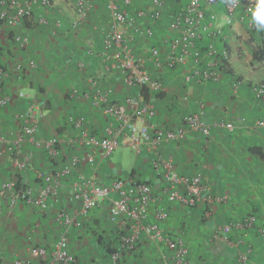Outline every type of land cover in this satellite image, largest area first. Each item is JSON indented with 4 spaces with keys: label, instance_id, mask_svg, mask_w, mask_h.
<instances>
[{
    "label": "crops",
    "instance_id": "0c3cea01",
    "mask_svg": "<svg viewBox=\"0 0 264 264\" xmlns=\"http://www.w3.org/2000/svg\"><path fill=\"white\" fill-rule=\"evenodd\" d=\"M75 1L52 0L50 9H36L27 22L30 27L25 22L15 28L0 23V99H7L6 105L0 106L2 132L12 143L16 142L21 134V122L17 116L32 110L38 114L35 139L43 141L57 136L65 163L74 154L85 156L91 151L70 145L78 132L67 123L69 116H83L86 127L95 134H101L106 125L101 109L92 108L90 100L81 96L71 98L72 90L87 92L91 98L93 94L88 78H94L99 89L111 101L119 102L138 94L137 89L123 84L121 73L108 69L105 64L107 60L101 40L103 33L111 27V21L104 0H85L88 5L86 17L78 27L73 26L78 18ZM166 1V6L160 9L158 24L147 22L155 32L153 39L132 35L133 30L124 26L120 29L129 38L134 54L145 59L146 69L160 80L161 92L152 100L156 111L153 124L156 127L176 129L186 115L198 112H203L202 119L207 124L223 122L233 125L231 131L211 129L208 136L187 132L183 140L157 150L164 158L172 159L179 174L201 175L208 195L222 201L213 205L200 202L193 208H185L158 196L163 184L150 168L152 154L148 149L144 150L141 158H137L131 173L155 189L157 199L150 209V221L153 220L154 209L160 207L168 212V219L160 227L169 234H182L191 264H242L238 262L241 254L246 257L243 264H264V231H261L264 226V127L256 125L264 120V98L255 97L251 90L253 85L264 82V77L255 73L264 67V63L259 65L252 59L243 60V51L239 47L246 49L248 46L251 51L249 40L258 39V34L248 33L246 26L237 21L227 27L220 18V28L227 35L224 48L230 54L227 66L221 70L218 82L187 83L184 80L185 68L156 71L147 59L150 48L155 46L164 57L167 47L163 39L169 37L167 24L174 12L185 5H180L181 0ZM134 9L149 12V0H138ZM215 9L220 17V2ZM40 18H45L49 25L39 26L37 21ZM56 19L61 20L62 27L53 34ZM137 23L145 24L144 21ZM17 35L28 39L25 48L14 42ZM89 49L95 52L94 56L86 55ZM106 54L109 60L111 53ZM30 60L36 62L35 69L28 67ZM80 62L84 64L83 68L78 66ZM17 64L23 65L21 70H16ZM2 69L6 72L2 73ZM236 78L242 83L234 91L231 85ZM19 93L25 97L20 98ZM40 103H44V107L39 108L37 105ZM93 154L94 164H81L75 169L64 180L59 196L51 198L46 209L22 202L10 206L8 195L2 197L0 264L29 260L30 250L34 247L44 248L50 253L62 231L55 221L57 212L61 208L73 212L75 208L70 201L73 181L80 177H94L98 184L103 185L115 178H123L98 153ZM17 155L27 161L26 170L17 172L12 158L1 153L0 184L17 182L20 178L22 185L36 191L40 186L35 179L36 172H50L63 165L62 162L55 166L51 164L44 149L35 146L27 137L19 143ZM108 206L101 202L94 211L79 216L82 226L69 233V251L81 264L102 262L97 238L101 234L104 239L112 237L115 228L108 219ZM249 216L256 218L254 229L231 231L228 234L230 242L219 238L225 224L243 221ZM129 258L126 264L131 259L137 264H157L159 249L147 240L142 241Z\"/></svg>",
    "mask_w": 264,
    "mask_h": 264
},
{
    "label": "built area",
    "instance_id": "2783aa9c",
    "mask_svg": "<svg viewBox=\"0 0 264 264\" xmlns=\"http://www.w3.org/2000/svg\"><path fill=\"white\" fill-rule=\"evenodd\" d=\"M138 0H104L105 10L110 18V28L102 35V49L105 51L106 66L108 69L121 73L125 86L135 88L138 94L127 97L122 101H111L108 95L99 89L94 78H88L89 89L92 97L87 92L74 89L70 97H83L90 100L92 108H99L103 113L106 125L101 134L92 133L86 127L83 116H69L67 123L76 130L77 136L71 140L72 147L86 148L89 151L85 156L74 154L62 167L54 168L50 172H36L35 179L40 184L34 191L31 187L16 190L15 182L8 181L0 184V208L2 197L7 196L10 206L18 202L46 209L51 198L60 194L64 180L80 167L81 164L93 165L94 152L102 160H106L117 149L129 148L136 158H141L144 150L148 149L152 158L150 168L162 182L158 196H163L168 203L193 208L198 203L213 205L221 202L208 195V188L204 185L201 175L187 176L179 174L171 158H164L157 150L163 145L176 143L183 140L187 132H198L208 136L211 129L232 130V124L214 122L207 124L202 119L203 112L189 113L176 129H164L153 124L156 115L152 100L161 92V83L158 77L153 76L145 67V59L134 54L129 45V38L120 27L133 30L132 35L153 39L155 32L147 22L158 24L160 9L166 6V0H149L151 10H133ZM221 4V15L215 9L216 4ZM87 3L85 0H76L75 8L77 21L73 24L78 27L86 17ZM251 0H240L239 7L226 6L225 0H188V3L175 11L167 24L169 37L163 39L167 47L164 57L160 49L155 46L150 48L147 59L153 64L154 69L185 68V82H218L219 74L224 67V61H229L230 54L224 48L227 35L220 28V18L225 26L231 27L234 21L246 26L247 32L256 33L264 38V32H256L247 22L248 9ZM52 7V0H0V21L9 28H15L25 18H32L36 9L47 10ZM225 17L231 19L227 22ZM137 21H144L138 25ZM39 26H48L45 18L37 21ZM62 22L56 19L53 23V34L60 30ZM14 42L25 48L28 39L22 35L14 37ZM111 57L108 60V54ZM86 55L94 56L91 49L86 50ZM22 64L16 65V70L22 69ZM80 68L84 64H78ZM28 67L35 69L36 62L28 61ZM242 82L237 78L232 82V90L236 91ZM257 98H264V82L255 84L251 88ZM20 98L25 97L19 93ZM6 98L0 99V106L6 105ZM44 107V103L37 105ZM21 122V134L12 143L3 134L0 127V154L5 153L12 158L17 172H24L28 166L27 161L17 155L19 143L27 137L38 148H43L47 160L53 164L62 158L61 143L57 136L49 137L43 141L35 139L38 129V114L28 110L17 116ZM264 127V120L256 123ZM94 151V152H93ZM70 201L75 205L73 212L61 208L56 216V223L62 231L48 253L44 248L34 247L30 250V259L24 262L16 261L14 264H76L75 258L69 251L68 238L73 228H80L79 216H85L95 210L101 202L109 206V220L120 234L121 248L125 253H135L142 241H149L159 249V262L157 264H191L186 242L182 234H169L164 232L160 224L168 219V212L160 207L154 209L153 220L150 221V209L157 199L153 186L138 180L135 175L115 178L107 184H98L94 177H80L73 181L70 187ZM208 216V214H207ZM255 216H249L243 221L225 224L218 234L224 242H230L228 234L233 230L247 231L254 229ZM264 231V226L261 227ZM121 259L120 253L110 255V264H117ZM246 257L238 255V262L244 263Z\"/></svg>",
    "mask_w": 264,
    "mask_h": 264
},
{
    "label": "trees",
    "instance_id": "16d2710c",
    "mask_svg": "<svg viewBox=\"0 0 264 264\" xmlns=\"http://www.w3.org/2000/svg\"><path fill=\"white\" fill-rule=\"evenodd\" d=\"M30 20H31V18H25L22 22L23 23L25 22L26 23L25 25L30 27L31 24L27 23ZM0 23H2V22L0 21ZM249 44H250L249 46L251 48V59H252V61L259 64V65L263 64L264 63V38H262L260 35H258V39H256V40H252V38H250ZM225 66H227V61H224V67ZM3 72H6V71L4 69H2V73ZM62 159H63V157L60 159V161L56 162V164H54V166L58 165L57 163H59V162L63 163L64 161ZM52 168H53V165H52ZM131 174L133 175V172ZM15 186H16V190H20L24 187L25 188L29 187L28 185H22L20 183V178L17 180V182H15ZM108 219H109V215H108ZM109 222H110V220H109ZM111 225L114 226L113 224H111ZM113 231L114 232H113L112 237H109L108 239H104V236L101 233H99L101 235H99V237L97 238L96 245L99 246V254H100V258L102 259V262H95L94 264H110L109 257L113 253H120L121 254V259L117 262V264H126V262H127L126 260L130 259L129 256H131L133 254V253H125L121 248L120 234H123L125 232H123V231L119 232L114 227H113ZM72 256L75 258L76 264H81V262L77 259V257H75L74 255H72ZM131 260H129V262L127 264H137Z\"/></svg>",
    "mask_w": 264,
    "mask_h": 264
},
{
    "label": "rangeland",
    "instance_id": "374dc122",
    "mask_svg": "<svg viewBox=\"0 0 264 264\" xmlns=\"http://www.w3.org/2000/svg\"><path fill=\"white\" fill-rule=\"evenodd\" d=\"M187 4L188 0H181V4ZM178 4V2H177ZM243 52H241L242 54V58L250 60L251 59V51L250 49L247 48L244 49L242 46H239ZM257 74H259V77L263 78L264 77V67H261L260 70H257V72H255ZM264 80V79H263ZM105 162L112 166L113 168L116 169L118 176L120 177H126V175L128 176L131 171L134 169V167L136 166V162L137 158L134 155V153L127 147H121L119 149H117L110 157H108ZM150 243V242H149Z\"/></svg>",
    "mask_w": 264,
    "mask_h": 264
},
{
    "label": "clouds",
    "instance_id": "9594fccd",
    "mask_svg": "<svg viewBox=\"0 0 264 264\" xmlns=\"http://www.w3.org/2000/svg\"><path fill=\"white\" fill-rule=\"evenodd\" d=\"M228 7L236 8L240 5V0H225ZM227 22L231 19L225 17ZM247 22L256 32H264V0H251V6L248 9Z\"/></svg>",
    "mask_w": 264,
    "mask_h": 264
}]
</instances>
